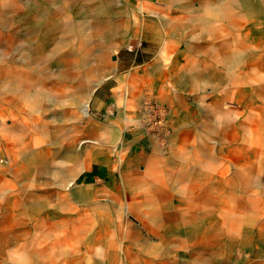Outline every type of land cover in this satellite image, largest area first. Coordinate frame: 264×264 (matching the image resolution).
I'll use <instances>...</instances> for the list:
<instances>
[{"label":"rangeland","instance_id":"rangeland-1","mask_svg":"<svg viewBox=\"0 0 264 264\" xmlns=\"http://www.w3.org/2000/svg\"><path fill=\"white\" fill-rule=\"evenodd\" d=\"M177 2L0 0V264H46L50 259L47 256L55 253L60 258H69L68 264H195L193 260H185L182 253L175 252L186 251L187 244L194 241L196 232L205 224L204 217L215 213L219 208L218 200L227 197L230 191L227 184H222L220 172L226 168L228 175H231V166L225 159L224 151L226 133L229 130L227 125L232 115L214 109L213 105L219 102L207 90L213 86L198 76L197 63L189 62L186 67H180V63H176L171 54L186 47L190 58L193 55L188 48L193 47L200 52V45H205L209 53L212 45L213 52L206 62L211 65V70H215L216 81H258L262 85L259 91L261 96L256 98L264 101V15H246L242 4L235 0L224 1L227 7L221 15L193 14L175 5ZM197 6L194 4L195 8ZM192 15L196 18L207 16L211 27L194 30L187 28L184 18ZM254 20L261 22L259 28L252 26ZM216 32L218 36L215 35ZM244 32L249 33L246 38ZM147 47L153 52L148 53ZM162 50L164 54L161 53ZM208 53L203 55L208 56ZM166 57L169 61L164 60H167ZM158 58L157 62L165 67V75L161 77L166 86L160 98H166V101L170 98L174 105L175 99L172 97L178 95L192 107V114L187 115L185 111L181 113L180 106L170 104L172 110L175 108L179 112H169L170 108L157 102L156 95L149 93L150 90H145L146 93L137 100L138 103L140 101L138 106L132 102L125 114L130 118H139L143 114L146 116L148 112L152 114L156 108L166 111L162 131L155 128L150 132L146 123L143 128L150 134H160L155 137L159 139L166 157L170 156L172 147L179 148L186 142L196 146L201 166H197L198 160L193 161L188 166L189 173L194 166L206 170L196 184L208 193L205 198L208 203L186 205L178 191L171 186L169 190L166 188L168 201L171 202L169 208H166L173 212L166 215L190 217L192 220L155 223L162 226L157 229L161 233L159 237L147 232L143 226L150 209L147 206L143 207L145 212L138 206L141 210L113 213L115 221L108 222V226L100 216V210L96 215L91 213L97 221L93 231L98 238L95 247L90 248L89 223L87 227L84 218L75 222L77 227H69L71 223H63V219L56 222L54 218V213L62 215L64 208V205L58 206L57 210L56 204L62 198L69 199L68 191L74 188L69 185L68 169L76 175L81 162L92 158L91 154L109 155L111 149L99 142L98 137H103V125L110 120L107 109L112 110V113L115 110L113 89L118 87L117 81L123 78L127 80L130 75L141 70L140 67ZM22 72L36 81V85L30 88V95L12 92L7 86L16 78V74ZM194 72L197 74L193 75ZM41 86L44 88L41 89ZM251 89L253 88L249 87ZM97 98L104 104L103 107H97V103H94ZM169 113L176 117L172 143L168 139L171 134ZM154 117L161 120L163 116ZM117 121L120 123L119 119ZM127 137L132 138L130 132ZM148 143L142 141L143 152L146 154L153 150ZM93 175L94 171H88L81 178ZM101 180H105L104 175ZM186 181L184 184L188 185L189 182ZM253 192L259 193V188ZM95 200H106L112 211H118V206L107 198L91 199L92 202ZM77 204L79 210L83 208V203ZM84 205L88 208L90 203L85 202ZM90 209L94 210L92 207ZM162 215L164 216L163 213ZM45 216L46 221H39V218ZM43 224L47 227L44 232ZM63 224L66 227H62ZM34 237L38 242L46 241L48 245L33 244ZM166 244L169 248H165ZM165 249L169 252L161 253ZM232 259L250 264L243 255H233ZM211 260L215 264H226L219 259Z\"/></svg>","mask_w":264,"mask_h":264},{"label":"bare ground","instance_id":"bare-ground-1","mask_svg":"<svg viewBox=\"0 0 264 264\" xmlns=\"http://www.w3.org/2000/svg\"><path fill=\"white\" fill-rule=\"evenodd\" d=\"M65 1V0H64ZM224 0H179L175 5L190 11L199 12L200 10L213 11L223 13V8L220 5ZM244 9L246 14L254 16L264 15V0H238ZM68 2V1H67ZM79 3V2H78ZM86 3V2H85ZM118 3V0H117ZM17 3H15L16 5ZM139 4V2H138ZM194 4L198 6L195 8ZM14 5V4H13ZM91 5V4H90ZM69 6V5H68ZM71 6V5H70ZM95 6V5H94ZM132 6V5H131ZM139 6V5H138ZM238 6V5H237ZM108 7V6H107ZM134 7V6H133ZM142 7V5H141ZM227 7V6H226ZM85 8V7H84ZM132 8V7H131ZM124 9V8H123ZM172 9V8H171ZM19 10V8H18ZM41 10V9H40ZM85 10V9H84ZM98 10V8H97ZM120 10V9H119ZM6 11V10H5ZM116 11V10H115ZM147 11V10H146ZM3 12V11H2ZM11 12V11H10ZM73 12V11H72ZM111 12H113L111 10ZM117 12V11H116ZM230 12V11H229ZM236 12V11H235ZM241 12V11H240ZM125 13V12H124ZM7 14V13H6ZM163 15V14H162ZM231 15V13H230ZM2 16V15H1ZM14 16V15H13ZM93 16V15H92ZM144 16V15H143ZM244 16V15H243ZM94 17V16H93ZM239 17V16H238ZM90 18V17H89ZM97 18V17H96ZM222 18V17H221ZM15 19V18H13ZM223 19V18H222ZM5 20V19H4ZM163 20V19H162ZM239 20V19H238ZM98 21V20H97ZM96 21V22H97ZM128 21V20H127ZM172 21V20H171ZM232 21V20H231ZM240 21V20H239ZM64 22V21H63ZM140 22V21H139ZM174 22V21H173ZM215 22V20H214ZM242 22V21H241ZM94 23V22H93ZM117 23V22H116ZM161 23V22H160ZM232 24V23H231ZM75 25V24H74ZM119 25V24H118ZM121 25V24H120ZM187 28L195 29L202 25L209 27L208 21L199 20L196 17L188 19L186 24ZM245 25V24H244ZM260 21L254 20L252 26L259 28ZM117 26V24H116ZM123 26V25H122ZM64 27V26H63ZM62 27V28H63ZM131 27V26H130ZM235 27V26H234ZM242 27V26H241ZM122 28V27H121ZM68 29V28H67ZM100 29V28H99ZM136 29V28H135ZM139 29V28H137ZM158 30V29H157ZM244 30V29H243ZM165 31V30H164ZM177 31V30H175ZM140 32V31H139ZM171 33V32H170ZM175 33V32H174ZM224 32H222L223 34ZM100 34V33H99ZM143 34V33H142ZM176 34V33H175ZM225 34V33H224ZM7 35V34H6ZM117 35V34H116ZM173 35V33H172ZM217 35V32L216 34ZM232 35V34H231ZM133 36V35H132ZM143 36V35H142ZM161 36V35H160ZM175 36V35H174ZM177 36V35H176ZM179 36V34H178ZM218 36V35H217ZM233 36V35H232ZM119 37V36H118ZM199 37V36H197ZM228 37V36H227ZM6 38V37H5ZM117 38V37H116ZM141 38V37H140ZM201 38V37H200ZM27 39V38H25ZM122 39V38H121ZM127 39V38H126ZM167 39V38H166ZM183 39V38H182ZM125 40V39H124ZM221 40V39H220ZM191 41V40H190ZM218 41V40H217ZM66 42V41H65ZM114 43V40L112 41ZM145 42V41H144ZM10 43V41H9ZM131 43V42H130ZM135 43V42H134ZM193 43V42H192ZM247 43V42H246ZM153 44V43H152ZM67 45V44H66ZM74 45V43L72 44ZM112 45V44H111ZM122 45V43L120 44ZM151 45V44H150ZM159 45V44H158ZM165 45V44H164ZM214 45V43H213ZM56 46V45H55ZM114 46V45H113ZM119 46V45H118ZM171 46V45H170ZM201 46V45H200ZM205 46V45H204ZM7 47V46H6ZM153 47V45H152ZM162 47V46H161ZM24 48V47H23ZM106 48V47H105ZM186 48V47H185ZM214 48V47H213ZM52 49V48H51ZM57 49V48H56ZM257 49V48H256ZM259 49V48H258ZM25 50V49H24ZM167 50V49H166ZM206 50V49H205ZM253 50V49H252ZM69 51V50H68ZM241 51V50H240ZM71 52V51H70ZM111 52V51H110ZM195 52V50H194ZM193 52V53H194ZM236 52V51H235ZM12 53V52H11ZM234 53V52H233ZM28 54V53H27ZM49 54V53H48ZM73 54V53H72ZM80 54V53H79ZM89 54V53H88ZM169 54V53H168ZM173 54V53H172ZM205 54V51H204ZM214 55V54H213ZM52 56V55H51ZM209 56V55H208ZM57 57V56H56ZM72 57V56H71ZM101 57V56H100ZM106 57V55H105ZM178 57V56H177ZM201 57V56H200ZM4 58V57H3ZM47 58V57H46ZM73 58V57H72ZM74 58H76L74 56ZM90 58V57H89ZM99 58V57H98ZM182 58V57H181ZM243 58V56H242ZM263 58V57H262ZM164 59V58H163ZM185 59V58H184ZM1 60V59H0ZM4 60V59H3ZM60 60V59H59ZM103 60V59H102ZM105 60V58H104ZM167 61L166 59H164ZM262 60V59H261ZM58 62V61H57ZM74 62V61H73ZM80 62V61H79ZM78 62V63H79ZM171 62V61H170ZM219 62V61H218ZM217 62V63H218ZM75 63V62H74ZM216 63V64H217ZM10 64V63H9ZM36 64V63H35ZM243 64V63H242ZM241 64V65H242ZM72 65V64H71ZM86 65V64H84ZM209 65V64H208ZM101 66V65H100ZM157 66V65H156ZM199 66V65H198ZM240 66V65H239ZM173 67V66H172ZM231 67V66H229ZM76 68V67H75ZM74 68V69H75ZM79 68V67H78ZM85 68V67H84ZM33 69V68H32ZM79 70V69H78ZM231 70V69H230ZM169 71V70H168ZM184 71V70H183ZM205 71V70H204ZM207 71V70H206ZM31 72V71H30ZM37 72V71H36ZM96 72V71H95ZM157 72V70H156ZM176 72V71H175ZM196 72V71H195ZM227 72V71H226ZM91 73V72H90ZM174 73V72H173ZM6 74V73H5ZM97 74V73H96ZM159 74V73H158ZM157 74V75H158ZM197 74V73H195ZM39 75V74H38ZM46 75V74H45ZM154 75V74H153ZM205 79L212 81L210 83L213 88L207 89L209 95L219 102L217 105H213L217 111L231 114L232 118L228 121V131L226 133V148L225 159L231 166V175H228V169L224 168L220 172V180L223 184L229 186V193L227 197L218 200L219 208L215 213H210L209 216L204 217L205 223L200 228L199 232H196V237L193 242H190L186 246L185 252L177 251L175 253H182L185 256V260H193L195 264H215L211 259H219L222 263L226 264H248L244 261L232 259L233 255H243L250 264H264V101L257 99V96H261L259 91L262 87L258 81H244L240 79L234 80H219L215 81L211 77L210 72L205 73ZM47 76V75H46ZM124 76V75H123ZM189 76V75H188ZM213 76V75H212ZM5 77V76H4ZM89 77V76H88ZM155 77V76H154ZM231 77V76H230ZM52 78V77H51ZM194 78V77H193ZM229 78V77H228ZM14 79V78H13ZM185 79V78H184ZM1 80V79H0ZM90 80V79H89ZM131 80V79H130ZM188 80V78H187ZM186 80V81H187ZM3 81V80H2ZM126 81V80H125ZM167 81V80H166ZM184 81V80H183ZM189 81V80H188ZM199 81V80H198ZM35 80L29 75L22 72L16 74V78L7 84L8 88L13 92H25L30 95V88L35 84ZM93 82V81H92ZM156 82V81H155ZM40 84V83H39ZM153 84V83H152ZM158 84V83H155ZM169 84V83H168ZM5 85V84H4ZM95 85V84H94ZM201 85V84H200ZM206 85V84H205ZM204 85V86H205ZM235 85V86H234ZM238 85V86H236ZM1 86V85H0ZM38 86V85H37ZM67 86V85H66ZM100 86V85H99ZM152 86V85H151ZM163 86V85H162ZM161 90H165V88ZM169 86V85H168ZM190 86V85H189ZM196 86V85H195ZM198 86V85H197ZM6 87V86H5ZM200 87V86H199ZM239 87L240 89H236ZM249 87L253 89L249 90ZM44 87L41 86V89ZM49 88V87H48ZM202 89V88H201ZM8 90V91H10ZM157 91V90H156ZM204 91V90H203ZM94 92V91H93ZM183 92V91H182ZM46 93V92H45ZM116 93V92H115ZM124 93V92H123ZM146 93V92H145ZM37 94V93H36ZM165 94V93H164ZM208 94V93H207ZM146 95V94H145ZM254 95V96H253ZM42 95H40L41 97ZM47 96V95H46ZM124 96V95H123ZM117 97V96H116ZM208 97V96H207ZM35 98V97H34ZM68 98V97H67ZM159 98V97H158ZM178 98V97H177ZM41 99V98H40ZM70 99V98H69ZM42 100V99H41ZM78 100V99H77ZM80 100H83L80 98ZM79 102L81 103L82 101ZM179 106L186 112V114H192V107L183 99L178 98ZM40 101V100H39ZM70 101V100H69ZM135 102V101H134ZM29 103V102H28ZM35 103V102H34ZM70 103V102H69ZM177 103V102H176ZM206 103V102H205ZM156 104V103H155ZM195 104V103H194ZM89 105V104H88ZM154 105V104H153ZM205 106V105H204ZM35 107V106H34ZM37 107V106H36ZM44 107V106H42ZM89 107V106H88ZM172 107V106H171ZM29 108V107H28ZM27 109V108H26ZM41 109V108H40ZM86 109V106L84 110ZM154 108H152L153 110ZM213 109V110H214ZM35 110V109H34ZM42 110V109H41ZM135 111V110H134ZM151 111V110H149ZM48 112V111H46ZM84 112V111H83ZM201 112V111H199ZM197 113V112H196ZM109 114V113H108ZM36 115V114H35ZM63 115V114H62ZM115 115V114H114ZM163 116L161 120L156 119L154 116ZM221 115V114H219ZM109 116V115H108ZM116 116V115H115ZM166 111L164 109H155L152 114L148 112L146 116H140L139 118H129L126 116L128 129L129 124L136 123L138 126L143 127L144 123L147 124L149 131L158 128L162 131L165 126ZM49 117V116H48ZM146 117V119H145ZM194 117V116H193ZM226 117V116H225ZM51 118V117H50ZM224 118V117H223ZM49 119V118H48ZM173 119V118H172ZM175 119V117H174ZM222 119V116H221ZM79 120V119H78ZM188 122L187 117H185ZM184 120V121H185ZM173 121V120H172ZM178 121V120H177ZM17 122V121H16ZM50 122V121H49ZM112 124V123H110ZM172 124V123H171ZM15 123L13 124V126ZM135 125V124H134ZM169 125V124H168ZM175 125V124H174ZM193 125V124H191ZM137 126V125H136ZM204 126V125H203ZM221 126V125H220ZM216 127V126H215ZM57 128V127H56ZM67 128V127H66ZM122 129V128H121ZM56 131V129H54ZM156 130V131H159ZM5 131V130H4ZM50 131V130H49ZM219 131V130H218ZM61 132V131H60ZM151 132V131H150ZM165 132V131H163ZM202 132V131H201ZM162 133V132H161ZM209 133V132H208ZM211 133V132H210ZM42 134V133H41ZM51 134V132H50ZM104 134V133H103ZM153 134V133H151ZM180 134V133H179ZM201 134V133H200ZM213 134V133H212ZM33 135V134H32ZM132 135V134H131ZM154 136L160 134H153ZM193 135V134H192ZM5 136V135H4ZM8 136V135H6ZM37 136V135H36ZM61 136V135H60ZM126 136V135H125ZM205 136V135H204ZM214 136V135H213ZM124 139V138H123ZM222 139V138H221ZM2 140V139H1ZM101 141V140H100ZM121 141V140H120ZM180 141V140H179ZM55 143V142H54ZM99 143V142H98ZM124 143V142H123ZM139 143V142H138ZM219 143V142H218ZM221 143V142H220ZM223 143V142H222ZM101 144V143H100ZM99 144V145H100ZM13 145V144H12ZM11 145V146H12ZM81 147V146H80ZM122 148V143L118 145ZM7 148V147H6ZM20 148V147H19ZM113 148V147H112ZM203 148V147H202ZM63 149V148H62ZM190 149V148H189ZM209 149V148H208ZM13 151L12 149H10ZM9 150V151H10ZM131 150V149H130ZM218 150V149H217ZM8 151V150H7ZM10 151V152H11ZM178 151V150H177ZM189 151V150H188ZM205 151V149H204ZM17 152V151H16ZM116 152V151H115ZM219 152V150H218ZM12 153V152H11ZM10 153V154H11ZM24 153V152H23ZM89 153V152H88ZM117 153V152H116ZM22 154V153H21ZM124 154V153H123ZM154 154V152H153ZM17 155V154H16ZM118 155V154H117ZM219 155V154H218ZM12 156V155H11ZM173 157V156H172ZM171 157V158H172ZM9 158V157H8ZM139 158V157H138ZM159 158V157H158ZM161 158V157H160ZM175 158V157H174ZM224 158V157H223ZM13 159V158H12ZM90 159V158H89ZM88 159V160H89ZM94 159H97L95 157ZM142 160V159H141ZM176 160V159H175ZM167 161V160H166ZM10 162V161H9ZM54 162V161H53ZM125 162V161H124ZM65 163V162H64ZM80 163V162H79ZM87 163V162H86ZM89 163V162H88ZM114 163V162H113ZM209 163V162H208ZM206 163V165H208ZM12 164V163H11ZM62 164V163H61ZM133 164V163H132ZM216 164V163H215ZM92 162L86 165V170L92 168ZM123 165V164H122ZM130 165V164H129ZM77 166V165H76ZM153 166V165H151ZM150 166V167H151ZM160 166V165H159ZM168 166V165H167ZM60 167V166H59ZM71 167V166H70ZM68 167V168H70ZM84 167V166H83ZM114 167V166H113ZM118 167V166H117ZM123 167V166H122ZM149 167V168H150ZM195 167V166H194ZM65 168V167H64ZM178 168V167H177ZM180 168L181 172L178 177L185 179L188 178V185L181 186L175 185L178 191L184 199L186 205H203L208 202L205 200L208 197V193L202 188H199L196 181L204 175V168H195L193 173L189 174L188 168ZM46 169V168H45ZM63 169V168H62ZM73 169V168H72ZM97 169V168H96ZM156 169V168H155ZM170 169V168H169ZM179 169V170H180ZM70 170V169H68ZM67 170V171H68ZM95 170V169H93ZM148 170V168L146 169ZM66 171V172H67ZM99 172V171H97ZM116 172V171H115ZM147 172V171H146ZM164 172V171H163ZM173 172V171H171ZM170 172V173H171ZM62 173V172H61ZM150 172H148L149 174ZM161 173V172H160ZM67 174V173H66ZM65 174V175H66ZM175 174V173H174ZM58 175V174H57ZM70 182L74 183L76 180L75 175L69 171ZM171 175V174H170ZM80 176V175H79ZM78 176V177H79ZM145 176V175H144ZM174 176V175H172ZM177 176V175H176ZM163 177V176H162ZM80 178V177H79ZM175 178V179H176ZM214 178V177H213ZM69 179V177H68ZM82 180V179H81ZM179 180H174L179 182ZM100 181V180H99ZM41 182V181H40ZM54 182V181H53ZM67 182V181H66ZM154 182V181H153ZM194 182V183H193ZM215 182V181H214ZM124 183V182H122ZM165 183V182H163ZM57 186V184L55 183ZM70 185V184H69ZM100 185V184H99ZM82 186V185H81ZM167 186V185H166ZM212 186V185H211ZM150 187L147 185V188ZM146 189L143 192L144 202L161 204L164 201L165 193L163 186L155 185ZM62 188V187H61ZM79 188V187H78ZM82 188V187H81ZM211 188V187H210ZM259 188V193L253 192L254 189ZM69 189V188H68ZM99 189V188H98ZM67 190V189H66ZM75 188L73 189V191ZM77 190V189H76ZM92 190V189H91ZM122 191V190H121ZM79 192V191H78ZM83 192V191H82ZM172 192V191H171ZM253 192V193H252ZM77 194V193H76ZM216 194V193H215ZM92 195V194H91ZM94 195V194H93ZM174 195V194H173ZM89 196V195H88ZM99 196V195H98ZM102 196V195H101ZM91 197V196H90ZM72 198V197H71ZM85 198V197H84ZM99 198V197H98ZM179 198V197H178ZM177 199V198H176ZM115 200V199H114ZM171 200V199H170ZM109 201V200H108ZM97 202V201H96ZM77 203V202H76ZM75 203V204H76ZM117 203V200H116ZM115 203V204H116ZM166 203V202H165ZM113 204V202H112ZM177 204V203H176ZM12 205V204H10ZM121 206V205H120ZM166 206V204H165ZM169 206V205H168ZM164 208V207H163ZM169 208V207H168ZM167 208V209H168ZM136 209V208H135ZM158 208L156 211L148 213L144 222L145 229L156 236H161V233L157 229L161 228L160 225H155L157 222L162 221H185L186 219L192 220L190 217H181L178 215L169 216L167 213H173L172 210ZM123 210V209H122ZM175 210V209H174ZM106 211V210H105ZM191 212L190 210H184ZM101 212V211H100ZM116 213V212H115ZM131 213V212H130ZM164 214V216L162 215ZM112 214V213H111ZM178 214V213H177ZM81 215V214H80ZM83 215V214H82ZM136 215V214H135ZM14 216V215H13ZM12 216V217H13ZM98 216V215H97ZM116 216V215H115ZM8 217V216H7ZM10 217V216H9ZM15 217V216H14ZM11 218V217H10ZM45 218V217H44ZM96 218V217H95ZM33 220V219H32ZM115 221V220H114ZM17 223V222H16ZM99 223V222H98ZM94 225L89 224V247L94 248L96 245L95 232L93 231ZM145 231V232H146ZM35 236V235H34ZM85 243V242H83ZM165 248H169L168 244ZM85 247V246H84ZM31 250V249H30ZM167 249L161 250V253H167ZM169 252V251H168ZM20 258V257H19ZM21 259V258H20ZM32 259V258H31ZM69 259V258H68ZM34 261V260H32ZM115 262V261H114Z\"/></svg>","mask_w":264,"mask_h":264},{"label":"crops","instance_id":"crops-1","mask_svg":"<svg viewBox=\"0 0 264 264\" xmlns=\"http://www.w3.org/2000/svg\"><path fill=\"white\" fill-rule=\"evenodd\" d=\"M177 1H179V0H177ZM224 1H226V0H224ZM224 1L220 4L223 8V13L226 10V6L224 4ZM235 1L239 2L238 0H235ZM183 9H185V8H183ZM185 10L190 11L188 9H185ZM192 13L193 14L199 13L200 15H208L209 13L210 14H212V13L218 14L220 12L217 13V12H213V11L200 10L199 12L193 11ZM220 15H221V13H220ZM191 17H195V15L184 18L185 19V25L188 23V19ZM197 19L208 21V23L211 24L210 20L207 16H202V17L197 18ZM186 27H187V25H186ZM210 27H211L210 25H209V27H205V26L200 25L195 29H203V28L207 29ZM203 34H201V35H203ZM248 34H249L248 32L247 33L244 32L243 35L246 38ZM146 49H147L148 53L153 52L149 47H147ZM200 49H201L200 52H198L197 49H195V52H194L193 47L188 48V50L191 51L192 55H193L190 58H189V55L187 54V51L185 50V48L182 50L178 49L176 51L177 52L176 54H171V57H172V59L175 58L176 63L177 62L180 63V67H186L187 63H189V62L197 63L196 65L197 66L199 65L198 68H196V70L198 71V76L205 79V77H206L205 73L210 72L211 77L214 78V80H215L216 79L215 70H211V65L206 62L207 60H209V57L211 56L210 54L213 52V46L211 45L209 53L205 50L206 49L205 46H200ZM204 51H205V53H208L209 56H204L203 55ZM196 52H198V53H196ZM161 53L164 54V50H162ZM155 55H156V53H155ZM158 56L159 55H157V57ZM160 58H162V55H160ZM166 58H167V61H169L168 57H166ZM157 61H159V58H158V60H155L153 62L148 63L145 66L140 67V69L141 68L142 69L136 71L134 73V75L133 74L130 75L127 78V80L123 78V79L117 81L118 87L113 89V95L115 97L114 98L115 99V102H114L115 110L117 111L118 115L115 116L116 115L115 110L112 113V110L107 109V112L109 113V114L108 113L107 114L109 115L108 117L110 118V120L107 124L103 125L104 130L101 133V134L104 133L103 137L102 136L98 137V138H100V140H102L99 142L104 143V145L109 147L111 149V151H109V155H107L105 153L103 155H99V154L96 155V153H95V155L91 154L92 158H90L89 160H84L81 162L82 164H81L79 171L76 173V175L73 174V175H75L76 180L74 181V183H71V182L69 183L71 186H74L75 190L73 191L74 188L69 190V191L67 190L69 199L64 200L62 198V200L58 201L59 204L58 205L56 204L57 210L59 208L58 206L62 207V205H64V208L62 210V215L58 216L56 214V212L54 213V218L56 219V222L60 221V219H63L64 220L63 223L64 222L71 223V226H69V227H77L78 225L76 226L75 222L76 223L80 222L84 218L85 221H87L85 224V225H87V227H88V223L89 224L92 223L94 225V228H95L97 221L90 214L93 213V215H96L97 211L100 210L101 212L99 214L102 218H104L103 221H106V226H108L107 225L108 222L114 221L113 213H115V211H112L111 208H109L107 206L108 202L106 200L103 202H99V201L96 202V200L94 202H92L96 197L107 198L108 200H111L113 203H116V200H117L116 205L118 206V211L116 213H118V214L122 213V212L128 213L131 210L135 211L136 209H140V208H138V206L141 207L142 210L141 209L140 210L142 212H145V209L143 207L147 206L148 208H150L148 213L154 212L158 208H162V209L166 210L167 209L166 207H168V205L171 203L170 201H168V198H167L168 192L166 190L167 189L169 190L170 186L172 187V189L177 190V188H175V185H177V184H180L181 186H183L186 179L184 177H181V180H179V178H176V177L179 176L178 172L180 173L182 168H184V167L188 168V166L190 164L191 165L193 164V161L198 160V157L200 155H199V150L196 148V146L186 142V144H183L179 148L172 147V149L170 151V156L166 157L164 155V151L162 149V146L159 143L160 142L159 139L156 138L154 135L150 134L149 132H147L143 127L138 126V124H136V123H131V124H129L128 129H126V125H127L126 116H128L125 114L127 112L126 110L128 109V106H130V104H132V102L135 104V106H138L140 101L138 103L137 100L142 98V96L145 93V90L146 91L150 90L149 93H151L152 95L154 94V96L156 95V97H155L156 101L160 102L161 105H163L165 108H168V109L170 108L169 112L172 113V111H173L174 113H176V111H177L175 108L172 110V108L170 106V105H172V103L170 102V98L168 101L165 100L166 98H164V99L160 98L162 92L164 91V90H161V86L163 85L162 89L166 88V86L163 84V78L161 77L162 75H165V69H164L165 67H163ZM176 68H177V66H176ZM156 70H157V72H156ZM193 75H195V72L193 73ZM207 81L209 84L212 82L210 80H207ZM155 83H158V84H155ZM204 84H206V83H204ZM177 97H178V95H174L172 97V99H175L174 105H172V106H175V107H176V105L179 106V104H178V102H179L178 98L179 97L178 98ZM94 103H97V107H99V106L103 107V105H104L99 98L95 99ZM122 104H124V105H122ZM179 109H182V108H179ZM174 110H176V111H174ZM179 111L182 113L184 110L182 109V111L181 110H179ZM179 111H177V112H179ZM171 113H169L170 115L168 116L169 127H171V134H170V136H168V139H170L169 140L170 142H171V138L173 139V136H174L173 133L175 130V125H174L175 124V119H174L175 115H173V114L171 115ZM117 119H119L120 123L117 121ZM114 120H115V122H113ZM110 123H112V124H110ZM182 128L183 127H181V129ZM128 132H130L132 134L131 139H128V137H127ZM115 134H116V136H115ZM144 140L149 142L148 144H151V147L153 150L150 154H146L143 152L142 141H144ZM120 142L122 143V148L118 147ZM178 142H180V141H178ZM153 152H154V154H153ZM95 157H97V159H94ZM90 161L93 164L92 168L89 170H86V165H88L90 163ZM197 163H198L197 166H201L199 164V163H201V162H199V160ZM151 165H153V166H151ZM147 168H148V170H146ZM195 168L198 170L200 167H194L191 169L192 171L190 173L189 172L188 173L189 174L193 173V171H195L194 170ZM93 169H95V170H93ZM88 171H94V175L91 177L87 176L85 179H82L81 175L83 173L88 172ZM97 171H99V172H97ZM171 171H173V172H171ZM188 171H190L189 168H188ZM148 172H150V173L148 174ZM68 174H69V172H68ZM102 175L105 176V180H101ZM172 175H174V176H172ZM175 178L177 180H179V182H175L174 181V180H176ZM69 179H70V175H69ZM200 179H199V181H200ZM122 182H124V183H122ZM163 182H165V183H163ZM186 182H188V181H186ZM147 185L152 187V189H156V187L154 188L155 185L163 186V191H164L165 196H166V198L164 197V201L166 203L162 202L159 205V204L144 202V198H143L142 194H143V192H146V189L150 188V187L147 188ZM53 195H55V194H53ZM180 197L182 199H184L181 195H180ZM91 199H92V201H91ZM76 202L77 203L78 202L83 203V206H82L83 208H81L79 210L77 208L79 205ZM85 202L90 203L88 208L84 207ZM165 204H166V206H165ZM90 207H92V209H94V210H91ZM167 211H169V210L167 209ZM175 211H178V210H175ZM33 218H36V217H33ZM46 218H47L46 216H45V218L44 217L39 218V221L44 222V221H46ZM98 220H100V218ZM145 220H146V218H145ZM145 220H144V222H145ZM45 224H43L44 225V227L42 229L43 232L47 228ZM62 227H66V225L63 224ZM32 243L33 244L37 243L41 246H47L48 245V243L46 241L40 240L38 242V239H35V237H34V240L32 241ZM89 243L90 242L88 239V244ZM47 258H50V259L48 260L49 262H47L46 264H68V258H60V256H57L56 253L53 255L47 256ZM71 258L75 259V257H73V256H71Z\"/></svg>","mask_w":264,"mask_h":264}]
</instances>
